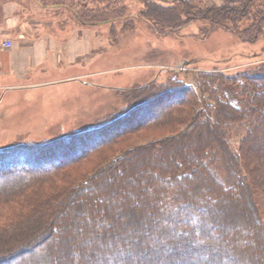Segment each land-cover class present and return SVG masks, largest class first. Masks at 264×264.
Wrapping results in <instances>:
<instances>
[{
  "label": "trees",
  "instance_id": "16d2710c",
  "mask_svg": "<svg viewBox=\"0 0 264 264\" xmlns=\"http://www.w3.org/2000/svg\"><path fill=\"white\" fill-rule=\"evenodd\" d=\"M165 1L142 0L144 8L134 16L159 37L198 23L203 39L218 30L244 44L264 38V0L211 7L185 0L165 6ZM80 6L71 9L81 26L113 27L124 21L122 28H127L135 23L122 0H91ZM189 63L197 61L183 64ZM192 80L190 85L179 77L165 85L152 81L126 93L135 113L155 107V118L146 129L168 130L170 135L112 158L99 151V165L82 179L68 172L74 163L29 175L49 162H60L48 151L64 140L1 150L0 183L5 182L0 185V264H71L74 258L82 264L88 259L99 264H259L258 254L264 264V63L236 74L196 70ZM174 100L177 105L158 118ZM120 121L101 124L87 136L108 132ZM144 156L155 165L139 163L137 158ZM136 164L142 171L134 169ZM128 171L132 178L126 177ZM121 185L128 190H120ZM106 190L107 201L124 198L147 208L149 201L166 205L171 200L173 210L154 208L147 223L140 222L135 211L124 214L123 229L139 235L131 241L105 228L107 221L115 224L123 217L120 210L114 211L120 205L102 204L101 219H92L102 230L87 235L80 222L85 225V214L94 217L99 212L92 201ZM63 218L67 221L56 239L53 229ZM70 234L84 243L94 235V247L86 251L84 246H71Z\"/></svg>",
  "mask_w": 264,
  "mask_h": 264
},
{
  "label": "rangeland",
  "instance_id": "374dc122",
  "mask_svg": "<svg viewBox=\"0 0 264 264\" xmlns=\"http://www.w3.org/2000/svg\"><path fill=\"white\" fill-rule=\"evenodd\" d=\"M85 1L88 4L91 2V0L73 1L70 6L78 9L81 7L80 5L85 4ZM185 1H197L201 7H211L232 3L236 0ZM122 2L128 8V18L135 20V23L133 26L131 25L132 27L127 28H122L124 21L116 22L113 27L110 25L99 27L98 67L88 66L86 76L83 72H77L75 74L77 79L66 85L38 91L12 90L2 93L0 98L1 147L6 149L21 144L46 145L58 140L65 141L62 145L60 142L51 145L52 147L50 146L51 149L49 148L50 151H48L55 154L60 162H49L37 170H30L29 175H37L42 173L41 171H52L63 164L74 163L68 172H72L73 177L82 179L99 165L102 155L112 158L129 148H138L169 136L171 131L168 130L158 132L146 129L147 124L155 118L154 114L156 113H153L155 107L135 113L131 107V100L126 99L125 95L133 89L142 88L152 81L159 85H165L170 78L178 77L185 84L190 85L193 83L192 77L196 70L236 74L255 69L264 63V38L254 44H244L234 35L218 30L203 39L200 34L202 26L198 23L176 30L177 32L167 37H159L145 21L134 18L138 11L144 8L142 0H122ZM174 2L176 0H166L164 5L170 6ZM246 20H250V17H247ZM112 29L115 31L111 32ZM194 60L197 61L195 65L183 64ZM91 72H96V74L90 75ZM175 105H177V101L174 100L157 117H165L166 112ZM156 111L158 110L156 109ZM119 121L120 125L108 132H105L104 129L87 136V133H91L90 130H96L101 124L114 125ZM172 150L173 148L170 149L171 153ZM99 151L103 154L99 155ZM137 160L142 164L155 165V162L147 156L137 158ZM134 169L139 172L141 170L138 165ZM126 175V177H133L129 171ZM4 182L2 181L0 185ZM111 183L114 184L113 181ZM122 189L125 192L128 190L124 185H121L120 190ZM107 192V190L99 191L98 194L102 195L101 199L96 197V200L92 201L98 203L99 212H96L94 217L85 214L83 216L87 221L85 225L83 221L80 222V230L88 231L87 235L90 234V231L98 232V234L101 232L102 228L96 227L92 219H101L103 205L105 208V205L113 207V204H119L120 209H114V211L120 213V210L122 216L131 210L135 211L140 222L143 223H147L149 214H154V208L166 213L173 210L170 207L171 200H167L166 205L146 200L149 201L146 208L143 202L131 201L130 203L124 198L107 201L105 199L108 196ZM234 200L230 202H235ZM99 202L102 203L99 204ZM207 204L210 205V202ZM158 218L156 217L157 220ZM66 221L67 219L63 218L62 223L53 229L54 233H57L56 239L61 235L63 223ZM109 221H107L109 225H105V228L109 229L107 232L124 235L127 240L131 241L138 238L139 235L128 233V229H123L126 221L124 216L118 219L117 223L114 222L115 224H110ZM214 237H216L215 234ZM232 237L233 234L229 233V238L232 239ZM69 238L73 247L81 245L85 247L86 251L94 247V235L87 243L76 239L77 236L74 234H70ZM111 241L115 242V239ZM115 244L119 246L118 242ZM231 249L230 244L227 246V250L231 251ZM258 249L259 246H257V251ZM258 255L256 260H259L260 264L261 257ZM79 260L74 258L71 260V264H82ZM88 261L87 264H99L94 259H88Z\"/></svg>",
  "mask_w": 264,
  "mask_h": 264
},
{
  "label": "crops",
  "instance_id": "0c3cea01",
  "mask_svg": "<svg viewBox=\"0 0 264 264\" xmlns=\"http://www.w3.org/2000/svg\"><path fill=\"white\" fill-rule=\"evenodd\" d=\"M73 1L79 0H0V38L14 44L0 49V98L66 85L98 67L99 25H79Z\"/></svg>",
  "mask_w": 264,
  "mask_h": 264
},
{
  "label": "built area",
  "instance_id": "2783aa9c",
  "mask_svg": "<svg viewBox=\"0 0 264 264\" xmlns=\"http://www.w3.org/2000/svg\"><path fill=\"white\" fill-rule=\"evenodd\" d=\"M13 42L10 39H1L0 38V49H11L13 47Z\"/></svg>",
  "mask_w": 264,
  "mask_h": 264
}]
</instances>
